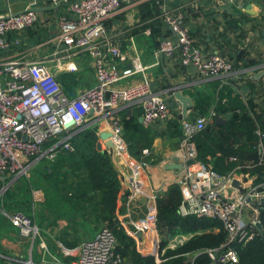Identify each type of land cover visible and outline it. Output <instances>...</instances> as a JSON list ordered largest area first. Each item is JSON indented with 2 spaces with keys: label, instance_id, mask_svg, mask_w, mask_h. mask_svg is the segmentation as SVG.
Instances as JSON below:
<instances>
[{
  "label": "built area",
  "instance_id": "1",
  "mask_svg": "<svg viewBox=\"0 0 264 264\" xmlns=\"http://www.w3.org/2000/svg\"><path fill=\"white\" fill-rule=\"evenodd\" d=\"M121 7V0H76L70 4L76 17H60V31L56 38L62 46L54 52L58 63L88 54L94 64L95 84L82 89L76 96L68 94L45 59L20 54L1 55V51L11 44L7 34L34 25L39 19L38 12L30 7L0 13V198L3 199L10 185L28 176L41 159L53 161L63 150L73 151L75 147L71 138L88 127V118L110 121L114 153L124 159L129 168L128 200L145 192L146 183L142 176L150 162L145 158L135 159L129 153L119 108L141 105L146 124L167 119L171 109L164 95L152 88L149 66L142 62L140 52L134 50L130 56L109 35L107 20ZM162 16L180 35L183 65H193L204 78L230 76L236 72L228 56L218 52L207 54L196 44L183 25L181 10L171 13L164 8ZM176 48L171 39H163L157 53L171 55ZM257 68L264 70V64ZM136 75L141 78L135 83L123 84V80ZM208 123L209 115L206 114L183 119L181 155L185 164L177 179L182 194L178 212L183 216L218 219L227 232L226 239L219 246L192 255L193 264L201 253L207 254V264H242L239 245L253 240L264 229V181H257L258 173L252 172L262 159L240 163L227 173L199 159L195 135ZM255 133L263 152L264 129L258 121ZM144 152L149 151L144 149ZM189 159L194 162L187 165ZM230 160L237 161L238 157L233 155ZM234 181L240 185L236 186ZM157 198L158 195H153L146 214L131 219V223L152 237L158 260L166 247L160 246ZM32 199L33 204L44 201L43 189L33 188ZM1 210L30 243L29 264H127L116 251L117 238L109 226H103L93 237L72 247L54 238L52 244L57 250L53 251L45 229L33 215L22 209L8 211L1 207ZM193 235V232L177 234L167 246L175 248ZM34 249L38 259L34 256Z\"/></svg>",
  "mask_w": 264,
  "mask_h": 264
},
{
  "label": "crops",
  "instance_id": "2",
  "mask_svg": "<svg viewBox=\"0 0 264 264\" xmlns=\"http://www.w3.org/2000/svg\"><path fill=\"white\" fill-rule=\"evenodd\" d=\"M74 1L76 0H0V13L18 12L31 7L39 15L38 21L33 26L20 33L10 32L7 34L11 44L1 51L2 57H12L20 54L34 59H45L49 68L56 73L65 90L71 96H76L82 89L90 87L96 82L94 64L90 55L85 54L75 59H67L61 64L58 63L54 55L55 50L62 46L56 38L60 31L59 19L61 16L76 17V14L70 9V4ZM121 1V9L107 20L109 35L113 40L118 41L122 50L130 56L134 53V50L140 52L142 62L149 66L148 75L151 78L152 88L162 93L168 105L171 106V114L167 119L157 120L150 126L159 133L166 130V136L158 134L151 139L149 138L148 142L151 146L145 148L149 152L145 153L143 150L144 156H150V163L142 176L146 183L145 192L131 200H128L127 197V203L124 205L123 212L131 221V219L143 217L148 210L151 197L153 195L159 196L166 192L171 185L177 184V179L182 174L181 170L185 164L181 155L182 122L184 118H180L179 114H182L183 104L175 96V93L180 91L193 99L194 105L187 112V118L192 119L199 115L195 109L198 93L210 95L208 110L205 113L209 115L210 122L212 119L216 120V113L223 117L216 110L220 100L218 95L220 87L223 85L230 86L233 94H237L239 98L246 102L247 97L242 87L244 83L247 84L248 81L255 80V82L264 86V74L256 77L258 73H264L263 69L257 68L264 64V0ZM153 1L156 2L157 8L159 7L158 9L161 10L160 14L152 11V8H155ZM248 5H251V7ZM164 8L171 13L182 11L184 27L191 35L193 30H198L195 37H192L205 53L208 54L216 49L218 52H224L226 56L230 57L235 52H244L248 53L254 63L243 70H236L230 76L204 78L193 65L187 66L181 63L180 35L163 18ZM161 22H165L166 26L162 25L160 27V36H158L153 30V25L156 23L162 24ZM163 38L171 39L177 45L175 52L171 55L157 53L160 41ZM16 40L19 42L16 43ZM123 65L124 63H121V66ZM247 71H250L253 77L248 80L244 77L242 81L241 72ZM140 78V75H136L123 80V84L135 83ZM237 81L242 83L239 84ZM215 87L214 95L211 90ZM223 102H225L224 99ZM119 115L121 121L123 120V123H127L129 126H133L134 120L145 123L141 105H122L119 108ZM254 117L256 122H263L262 112L259 113V117H256V115ZM175 118L180 119L177 131L176 126L170 124ZM223 119L225 118L223 117ZM109 125V120L96 121L91 118L87 120V126L94 128L98 134L97 147L100 151L109 150L107 139L101 137L102 133L111 131ZM255 127L256 124L253 130L256 136V146L254 147L248 142L245 134H241L235 148L241 154L243 162H258L262 159V163L257 166H263L264 150L262 152L258 146L259 136L255 133ZM261 127L264 129V124ZM124 139L129 150L125 135ZM99 143L101 147H99ZM129 153L131 154L130 151ZM111 161L117 170L118 176L127 186L129 168L125 160L114 153ZM41 162L42 159L32 168ZM179 163L183 164L182 169L178 168ZM255 173H258V176L260 175V172ZM1 184L0 182V186ZM44 193H46L45 190ZM39 204L34 203L35 207ZM2 205L0 202V257L2 262L9 263L8 261L12 259L22 262L21 254L23 250L26 251L25 238L22 237L19 229L11 223L10 219L1 210V207H4Z\"/></svg>",
  "mask_w": 264,
  "mask_h": 264
},
{
  "label": "trees",
  "instance_id": "3",
  "mask_svg": "<svg viewBox=\"0 0 264 264\" xmlns=\"http://www.w3.org/2000/svg\"><path fill=\"white\" fill-rule=\"evenodd\" d=\"M153 5L155 8H152V11L160 14L161 10L158 9L159 7L157 8L155 1H153ZM162 25L166 26V23L153 25V30L158 36H160L159 29ZM197 32L198 30H193L191 36L195 37ZM215 52H218V50L214 49L209 53ZM218 53L225 55L224 52ZM229 58L233 62L235 70H243L254 63L248 53L244 52H235ZM244 77L248 80L253 77V74L250 71L241 72L242 81ZM242 87L247 97L246 102L239 98L237 94H233L230 86L223 85L220 87L218 93L220 100L216 110L223 115L226 122L219 123L212 119L204 130L195 135L199 159L213 164L218 171L223 173H227L236 165L244 163L241 160V154L235 148L236 142L241 138V134H245L248 142L254 147L256 146V136L253 132L256 124L254 116L259 117V113L262 112L263 122H261V125L264 124V86L255 82V80H250L247 84L244 83ZM215 90L216 87L211 92L214 93ZM197 96L198 100L195 109L199 114H205L208 110L211 96L203 93H198ZM223 99L225 102H223ZM179 120V118H175L174 121H169L171 125L176 126V131L179 129ZM123 122L122 120L124 135L133 157L138 160L146 157L150 161V156H144L143 150L150 148L151 145L148 141L153 136L158 134L166 136V130L159 133L150 128L152 123H141L138 120H134L133 126ZM71 142L75 147L74 150L61 151L58 155L59 159L57 158L58 160L53 165L56 171L61 168L62 163H70L72 169L80 165L84 172V174L82 172H80V175L77 174L79 182L75 180L72 182V184L75 182L77 184L73 187L78 190V195L74 199L73 196H70V204H74L75 200L81 199L88 204L87 206L79 205L83 213L89 214V220L85 218L81 225L84 230L87 228L83 240L93 237L103 226H109L117 238L116 251L121 254L127 264H193L189 260L190 256H194L206 248L217 247L226 239L227 232L222 222L218 219L198 215L183 216L178 212L182 194L179 185L173 184L157 198V219L161 232L160 246L162 248L166 247L164 255L157 260L155 250L152 247V237L146 231L137 230L129 218L125 216V212H123L124 205L127 203L129 188L124 185L118 176L110 155L106 151L98 149V134L96 130L92 127L80 130L72 136ZM230 155H236L238 160L231 161L229 159ZM42 161L48 160L44 159ZM263 168L264 165L256 166L252 169L253 173L260 172L257 181H264ZM49 172H51L50 169H48ZM16 183L17 181L14 184ZM55 185L58 190L63 188L56 182ZM34 188L45 190L40 186ZM9 190L5 192L2 199L3 206L5 197L10 193ZM64 198L67 199V196L65 195ZM91 201H93L92 204H90ZM91 222L96 224L91 226ZM40 225L42 226V224ZM215 228H218V230L216 231ZM93 229L98 230L93 231ZM139 232H142V235H138ZM191 232L194 235L183 241L179 246L175 248L167 246L176 233ZM68 235L69 231L65 230L61 236H58L65 245L72 247L81 242L68 237ZM239 253L242 264H264V229L253 240L239 245ZM34 256H36L35 253ZM208 260L207 254L201 253L196 256L194 264H207ZM0 261H2L1 257ZM10 263L23 264L13 259L10 260Z\"/></svg>",
  "mask_w": 264,
  "mask_h": 264
},
{
  "label": "rangeland",
  "instance_id": "4",
  "mask_svg": "<svg viewBox=\"0 0 264 264\" xmlns=\"http://www.w3.org/2000/svg\"><path fill=\"white\" fill-rule=\"evenodd\" d=\"M114 150V147L109 146V150L105 151L112 157ZM57 158L53 161H42L39 165L30 170L28 176L23 177L16 184L10 185V190L8 189L10 193L5 197L6 199H4V207L6 210H25L32 214L36 220L42 224L53 251L57 250L56 246L52 244L53 240H60L58 236H61L65 230L69 231L68 237L82 242L87 228L84 230L81 225L85 218H89V214L83 213L79 206L82 204L87 206L88 204H86L87 202H85V200H75L74 204H70V196H73L74 199L75 196L78 195V190L74 188L77 184L76 182L72 184V182L74 180L79 182L77 174L80 175V172L84 174L82 168L78 165L77 168L73 167L72 169L70 163H62L61 168L56 171L53 164L59 159ZM48 169H50L51 172L48 173ZM55 182L63 188L58 190ZM38 186L43 187L46 193L45 200L41 202L39 206L35 207L32 202L31 188ZM65 195L67 199L64 198ZM0 200L2 203V198H0ZM92 203L93 201L90 202V204ZM95 224V222H91V226ZM96 230L98 229H93V231ZM215 230L217 231L218 228H215ZM177 234L180 233H176L175 235ZM24 241L26 242L24 244L26 246V251L23 250L21 254V263L29 264L30 243L26 239ZM35 255L38 259L36 250ZM8 262L9 263L0 261V264H11L10 261Z\"/></svg>",
  "mask_w": 264,
  "mask_h": 264
},
{
  "label": "water",
  "instance_id": "5",
  "mask_svg": "<svg viewBox=\"0 0 264 264\" xmlns=\"http://www.w3.org/2000/svg\"><path fill=\"white\" fill-rule=\"evenodd\" d=\"M248 6L251 7V5H248ZM262 74H264V73H258V74L256 75V77H258V76H260V75H262ZM175 96H176V97L178 98V100L183 104V111H182V114H179V117H180V118H186L187 115H188V114H187L188 109H189V108H192L193 105H194V103H193V99H192L191 97H188V96L184 95V94L181 93L180 91H177V92L175 93ZM215 118H216V120H217L218 122L225 123V119H223V117H221V115H220L219 113H216V114H215ZM110 136H111V132H109V131H108V132H104V133L101 134V137H102L103 139H107V144H108V146L112 147V146H113V142H112ZM98 145H99V147H101V144H100V143H99ZM193 162H194V159H189V160H187L186 164L189 165V164H191V163H193ZM172 166L174 167V165H172ZM178 168L182 169V168H183V164H182V163H179V164H178ZM234 184H235L236 186H239V185H240L238 181H234ZM258 226L261 227L260 224H258ZM138 235H142V232H139ZM189 259L192 261L194 258H193L192 256H190Z\"/></svg>",
  "mask_w": 264,
  "mask_h": 264
}]
</instances>
